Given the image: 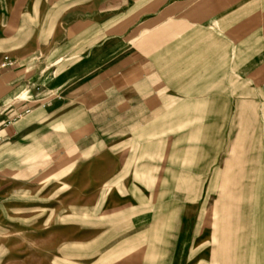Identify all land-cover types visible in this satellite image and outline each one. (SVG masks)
I'll return each instance as SVG.
<instances>
[{
    "label": "rangeland",
    "instance_id": "374dc122",
    "mask_svg": "<svg viewBox=\"0 0 264 264\" xmlns=\"http://www.w3.org/2000/svg\"><path fill=\"white\" fill-rule=\"evenodd\" d=\"M246 1L245 29L214 19L207 57L176 55L180 11L159 23L157 1L120 0L119 36L152 54L150 90L79 152L0 184V264H264V0Z\"/></svg>",
    "mask_w": 264,
    "mask_h": 264
},
{
    "label": "crops",
    "instance_id": "0c3cea01",
    "mask_svg": "<svg viewBox=\"0 0 264 264\" xmlns=\"http://www.w3.org/2000/svg\"><path fill=\"white\" fill-rule=\"evenodd\" d=\"M142 1L144 8L158 2L159 23L168 8L173 7L176 16L180 11L172 35L176 47L182 43L177 56L213 57L214 19L219 17L224 24L226 19L242 18L238 24L245 29L252 18L245 11L246 0H175L174 6L168 0ZM119 3L0 0V61L8 55L13 62L0 71V184L17 179L33 161L79 152L80 145L97 132L98 121L118 120L120 105L132 108L137 86L150 90L145 74H151L152 54L149 49L136 50L119 36L124 23ZM230 9L244 11L241 17L232 16ZM187 45L190 54L184 52ZM255 49L261 56L263 45ZM206 69H213L211 61ZM104 106L110 118L103 117Z\"/></svg>",
    "mask_w": 264,
    "mask_h": 264
},
{
    "label": "built area",
    "instance_id": "2783aa9c",
    "mask_svg": "<svg viewBox=\"0 0 264 264\" xmlns=\"http://www.w3.org/2000/svg\"><path fill=\"white\" fill-rule=\"evenodd\" d=\"M13 66V62L10 60L8 55H4L0 61V71L8 69ZM26 111L25 113H27Z\"/></svg>",
    "mask_w": 264,
    "mask_h": 264
}]
</instances>
